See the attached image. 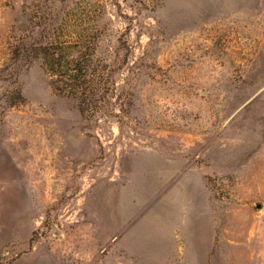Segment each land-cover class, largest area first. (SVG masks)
<instances>
[{
    "label": "rangeland",
    "instance_id": "374dc122",
    "mask_svg": "<svg viewBox=\"0 0 264 264\" xmlns=\"http://www.w3.org/2000/svg\"><path fill=\"white\" fill-rule=\"evenodd\" d=\"M263 208L264 0H0V264H264Z\"/></svg>",
    "mask_w": 264,
    "mask_h": 264
},
{
    "label": "trees",
    "instance_id": "16d2710c",
    "mask_svg": "<svg viewBox=\"0 0 264 264\" xmlns=\"http://www.w3.org/2000/svg\"><path fill=\"white\" fill-rule=\"evenodd\" d=\"M54 66H56V63H55V65ZM80 74H81V71L79 72Z\"/></svg>",
    "mask_w": 264,
    "mask_h": 264
},
{
    "label": "water",
    "instance_id": "95a60500",
    "mask_svg": "<svg viewBox=\"0 0 264 264\" xmlns=\"http://www.w3.org/2000/svg\"><path fill=\"white\" fill-rule=\"evenodd\" d=\"M262 210L264 211V208Z\"/></svg>",
    "mask_w": 264,
    "mask_h": 264
}]
</instances>
